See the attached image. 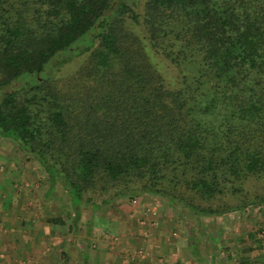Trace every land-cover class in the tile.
Wrapping results in <instances>:
<instances>
[{"label": "trees", "instance_id": "obj_1", "mask_svg": "<svg viewBox=\"0 0 264 264\" xmlns=\"http://www.w3.org/2000/svg\"><path fill=\"white\" fill-rule=\"evenodd\" d=\"M0 137L66 193L72 228L142 193L198 226L264 204V0H0Z\"/></svg>", "mask_w": 264, "mask_h": 264}, {"label": "rangeland", "instance_id": "obj_2", "mask_svg": "<svg viewBox=\"0 0 264 264\" xmlns=\"http://www.w3.org/2000/svg\"><path fill=\"white\" fill-rule=\"evenodd\" d=\"M80 60L58 66L55 75ZM159 67L169 77L163 62ZM0 182V264H253L264 257V204L202 215L198 226L183 206L142 193L97 210L80 206L74 229L66 193L57 184L48 193L40 165L6 137H0ZM189 227L200 262L188 252Z\"/></svg>", "mask_w": 264, "mask_h": 264}, {"label": "crops", "instance_id": "obj_3", "mask_svg": "<svg viewBox=\"0 0 264 264\" xmlns=\"http://www.w3.org/2000/svg\"><path fill=\"white\" fill-rule=\"evenodd\" d=\"M4 185H5L4 182H0V186H2L0 189V193H1V190L4 187ZM5 200H7V199H5ZM253 264H264V257L259 256Z\"/></svg>", "mask_w": 264, "mask_h": 264}]
</instances>
